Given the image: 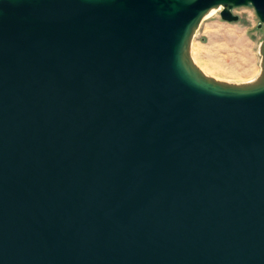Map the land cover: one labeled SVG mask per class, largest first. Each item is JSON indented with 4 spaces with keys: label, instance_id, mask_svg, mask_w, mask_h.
<instances>
[{
    "label": "water",
    "instance_id": "water-1",
    "mask_svg": "<svg viewBox=\"0 0 264 264\" xmlns=\"http://www.w3.org/2000/svg\"><path fill=\"white\" fill-rule=\"evenodd\" d=\"M264 0H0V264H264L259 79L204 73V16Z\"/></svg>",
    "mask_w": 264,
    "mask_h": 264
},
{
    "label": "rangeland",
    "instance_id": "rangeland-1",
    "mask_svg": "<svg viewBox=\"0 0 264 264\" xmlns=\"http://www.w3.org/2000/svg\"><path fill=\"white\" fill-rule=\"evenodd\" d=\"M221 9L202 19L191 41L192 59L220 80L254 81L262 71L264 25L252 6L233 8L240 18L232 22L222 19Z\"/></svg>",
    "mask_w": 264,
    "mask_h": 264
},
{
    "label": "bare ground",
    "instance_id": "bare-ground-1",
    "mask_svg": "<svg viewBox=\"0 0 264 264\" xmlns=\"http://www.w3.org/2000/svg\"><path fill=\"white\" fill-rule=\"evenodd\" d=\"M221 9V7H218V8H212L205 16H204V18H207V17H210L211 15H213L217 10H220ZM194 63L204 72V73H206L207 75H209V76H212L211 74H209L207 71H205V70H203V68H201L199 65H198V63L194 60ZM212 77H214V76H212ZM260 77V76H259ZM259 77H255L254 79V81H256L257 79H259ZM214 78H216V79H218L217 77H214ZM220 80V79H219ZM253 80V79H252ZM251 81V80H250ZM249 81V82H250ZM232 82V81H231Z\"/></svg>",
    "mask_w": 264,
    "mask_h": 264
}]
</instances>
